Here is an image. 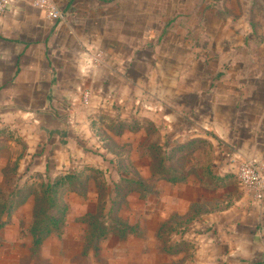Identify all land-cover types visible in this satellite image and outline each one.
Returning a JSON list of instances; mask_svg holds the SVG:
<instances>
[{
    "label": "rangeland",
    "instance_id": "obj_1",
    "mask_svg": "<svg viewBox=\"0 0 264 264\" xmlns=\"http://www.w3.org/2000/svg\"><path fill=\"white\" fill-rule=\"evenodd\" d=\"M181 9L178 26L156 29L173 39L162 48L164 55L144 57L146 72L130 86L131 98L88 110L83 105L78 110L88 123L77 120L65 140H48L29 116L0 118V205L10 207L1 216L6 225L0 230V264H206L186 232L200 216L187 225L182 221L197 211L234 209L237 199L250 195L234 179L230 185L205 176L200 153L180 166L194 167L192 184H172L171 163L160 166L161 151L187 142L178 136L196 135L213 145V172L227 174L228 167H219L233 150L218 145L217 135L228 123L237 127L244 115L239 103L233 111L226 107L241 100L237 87L244 83L259 89L248 94L264 105V0H185ZM162 87L180 91V104L165 99ZM73 173L80 175L57 195L58 209L67 208L65 225L33 250L30 228L41 184ZM140 180L149 194L138 190ZM186 208L185 216L178 213ZM102 209L106 225L116 218L137 227V234H111L98 250H85L82 219Z\"/></svg>",
    "mask_w": 264,
    "mask_h": 264
},
{
    "label": "crops",
    "instance_id": "obj_2",
    "mask_svg": "<svg viewBox=\"0 0 264 264\" xmlns=\"http://www.w3.org/2000/svg\"><path fill=\"white\" fill-rule=\"evenodd\" d=\"M32 1L17 0L0 18V110L20 109L29 115L46 114L56 121H66L58 129L34 123L35 129L45 130L50 141L65 140L77 120L88 123L78 110H84L83 105L88 110L105 104L111 106L112 100L131 98L130 86L140 82L139 76L146 72L142 67L144 57L164 55L162 48L173 39L171 33L165 36L167 31L156 29L178 26L176 17L185 3V0H54L65 16L63 22H56L46 19L42 11L32 6ZM169 17L174 18L171 24L166 21ZM98 52L104 55L101 64L94 60ZM252 88L246 83L237 87L241 95L237 98L241 100L227 104L226 108L233 111L239 103L238 112L244 117L237 127L228 123L217 135L218 145L232 149L233 154L227 164L219 167L222 172L228 167L227 174H214L230 185L233 179L237 181L238 164L244 160L260 162L264 175V105L254 99V94H248L259 90L256 86ZM160 91L165 99L171 97L176 101V106L183 100L180 91L167 87ZM86 94H89L87 105ZM227 121L233 123V119ZM178 138L190 141L196 135ZM215 148L217 153L219 147ZM186 182L179 185L192 184ZM248 197L237 199L234 209L201 215L185 230L197 242L196 248L206 264H264V202L259 204L251 195ZM183 202L189 205L192 200ZM178 213L185 216L187 208Z\"/></svg>",
    "mask_w": 264,
    "mask_h": 264
},
{
    "label": "trees",
    "instance_id": "obj_3",
    "mask_svg": "<svg viewBox=\"0 0 264 264\" xmlns=\"http://www.w3.org/2000/svg\"><path fill=\"white\" fill-rule=\"evenodd\" d=\"M134 128L137 127L139 129L138 124H133ZM148 127L152 124L145 123ZM161 151L162 149L158 147ZM206 150L203 154V150ZM213 145L212 143L208 142L207 140L203 139H193L190 141H187L183 144H177L173 148H171L169 151H161V154L163 156V160L160 161V166L162 165L163 161L166 160L171 165L168 167L169 171L168 173H171V177L168 178V181L172 184H183L185 183L188 178L191 176V171L194 169V167H180L184 164V161L192 156V155H199L206 157V164L205 168H202V173L207 176L208 178L214 180L217 178L215 176L213 170H212V164H213ZM211 159V163L208 162ZM172 161V162H170ZM175 161V163H174ZM173 163L175 165H173ZM178 165L179 167H176ZM159 166V171L161 170ZM158 171V170H157ZM182 171L184 173H182ZM161 172V171H160ZM167 173V174H168ZM80 174L73 173L66 175L64 177L58 178L56 182H49L46 184H41L39 196L36 197L37 202V208H35V212L33 214V221L30 228V235L33 239V250H37L43 242L52 236L53 234L59 233L60 230L65 225V213L67 211L66 207L62 206V209H58V192L59 189L64 187L67 184H71L78 178ZM139 188L138 190L145 194H149L150 191L148 188L144 185L143 181H139ZM238 183V182H237ZM20 192V191H18ZM8 203L4 202L3 205H0V230H2L6 223L3 221L1 216L3 213L10 212V207H7ZM116 205V203H115ZM113 205L110 209V211L114 210ZM102 210H100L98 213L95 214H89L85 216L82 219V223L87 224V236H86V248L93 249L94 251L98 250L99 245L102 241H104L106 238H108L111 234H117L121 236L122 239H126L131 235L137 234V227L129 226L127 223L125 224L119 219L111 218L109 219V225H106L103 221L105 219V216L102 215ZM52 212H56L55 214ZM190 212V211H189ZM210 211H202L199 213L198 211L196 213L193 212L186 215V219L182 221V225H187V223L194 220L197 216H201L205 213H209ZM9 214H7V217Z\"/></svg>",
    "mask_w": 264,
    "mask_h": 264
},
{
    "label": "built area",
    "instance_id": "obj_4",
    "mask_svg": "<svg viewBox=\"0 0 264 264\" xmlns=\"http://www.w3.org/2000/svg\"><path fill=\"white\" fill-rule=\"evenodd\" d=\"M17 0H0V18L3 17L11 7V4ZM32 6L35 9L42 11L49 21L63 22L64 14L58 9L54 0H33ZM104 55L98 52L94 60L97 64L103 62ZM89 94L85 95L87 103ZM238 184L243 188L253 199L262 204L264 202V175L263 166L255 160H244L238 164L235 174Z\"/></svg>",
    "mask_w": 264,
    "mask_h": 264
},
{
    "label": "water",
    "instance_id": "obj_5",
    "mask_svg": "<svg viewBox=\"0 0 264 264\" xmlns=\"http://www.w3.org/2000/svg\"><path fill=\"white\" fill-rule=\"evenodd\" d=\"M9 115H24L29 116L31 118V121H33L35 124L41 125L42 127L46 129H55L59 128L60 126H64L66 121L60 122L56 121L51 115L46 114H27L26 112L20 110V109H1L0 110V118L6 117Z\"/></svg>",
    "mask_w": 264,
    "mask_h": 264
}]
</instances>
